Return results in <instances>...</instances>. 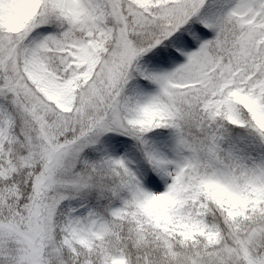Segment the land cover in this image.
Wrapping results in <instances>:
<instances>
[{
	"label": "snow or ice",
	"instance_id": "6c2138e0",
	"mask_svg": "<svg viewBox=\"0 0 264 264\" xmlns=\"http://www.w3.org/2000/svg\"><path fill=\"white\" fill-rule=\"evenodd\" d=\"M206 6L0 0V264H264V164L222 149L226 124L264 147V0L211 17ZM162 45L183 62L160 73L141 61ZM137 78L155 93L126 96ZM156 129L174 130L186 153L170 161L145 150L167 177L162 192L122 158L78 168L106 134L118 148L121 136L145 146ZM83 192L119 204L60 219Z\"/></svg>",
	"mask_w": 264,
	"mask_h": 264
},
{
	"label": "trees",
	"instance_id": "16d2710c",
	"mask_svg": "<svg viewBox=\"0 0 264 264\" xmlns=\"http://www.w3.org/2000/svg\"><path fill=\"white\" fill-rule=\"evenodd\" d=\"M236 0H209V4L212 6L205 7L201 10V15L204 17H211L213 13H222L226 11L227 8L231 7ZM199 27V25H197ZM59 29L55 24L45 25L37 29L33 34L34 39L42 38L45 35L54 34ZM204 32L205 39H209L212 36V32L209 29H201ZM151 59L145 58L148 62V65L152 68H158L160 64L171 65L175 62L182 61V57L179 60H172V56L168 53L165 46H161L160 50H154L150 54ZM167 56V59L165 57ZM147 85H152L147 81L139 80L138 78L131 81L128 87L126 88L125 95L132 97V93L135 88L141 87L145 88ZM110 135H115L113 133L106 134L101 137L100 142L86 149L84 153L81 154V163L78 164V168L82 167L83 161L94 162L99 160L101 157H113V158H122L125 160L127 166L132 170L138 179L143 183L145 172H150L157 177L156 170L148 163V160L145 157V150L147 147L162 140L163 138H168L167 141L176 138L177 134L172 129H156L153 132L146 134L145 140L146 145L142 146L139 141L135 140L130 136H121L120 139L124 141L125 154L123 157L116 156L112 151V143L107 137ZM222 149L225 154L231 153L235 158L240 161H243L249 165L255 164L260 165L264 164V147L259 145L258 138L255 133L249 129L236 128L232 125H225V131L223 134L222 140ZM147 187V185H145ZM119 201H110L108 199H97L95 196H90L87 192L81 193L76 198H70L65 200L60 209V219H63L64 214L68 213L69 210H73V215L86 214L88 209L97 211L98 213L104 214V209L108 207L118 206Z\"/></svg>",
	"mask_w": 264,
	"mask_h": 264
},
{
	"label": "rangeland",
	"instance_id": "374dc122",
	"mask_svg": "<svg viewBox=\"0 0 264 264\" xmlns=\"http://www.w3.org/2000/svg\"><path fill=\"white\" fill-rule=\"evenodd\" d=\"M204 38H206V36H204ZM196 42L193 41L192 45L189 46L186 50L187 51H192L194 50V46H195ZM173 61L175 59H172ZM183 62V57H182V61L180 62H175L171 65H164V64H160L158 66V68H152L151 66L148 65V62L146 61V59H143L141 61V63L149 68L152 71L155 72H168L171 71L173 68H175L177 66V64L182 63ZM156 91V88L154 85H147L145 88H141L140 86L137 88H135L134 92L132 93V97L134 98H140V99H144L147 98L148 96L154 94ZM168 138H163L162 140H158L157 142L151 144L150 146L147 147V150L154 153L155 155L159 156V157H164L170 161H178L181 159V157L183 155H186V153H184L179 147H178V143H177V139L173 138L169 141H167ZM112 151L113 153L118 156V157H123L124 156V145L123 143L119 146V148L117 147V145L113 144L112 146ZM158 174L157 180L159 181V187L157 188H148L149 191H163L164 187H165V183L167 180V177L164 174V171H156Z\"/></svg>",
	"mask_w": 264,
	"mask_h": 264
}]
</instances>
